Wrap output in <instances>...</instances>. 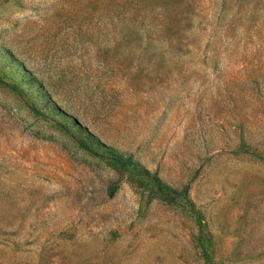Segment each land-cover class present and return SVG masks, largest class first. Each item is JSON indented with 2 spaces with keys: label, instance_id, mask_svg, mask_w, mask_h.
I'll return each mask as SVG.
<instances>
[{
  "label": "rangeland",
  "instance_id": "obj_1",
  "mask_svg": "<svg viewBox=\"0 0 264 264\" xmlns=\"http://www.w3.org/2000/svg\"><path fill=\"white\" fill-rule=\"evenodd\" d=\"M0 264H264V0H0Z\"/></svg>",
  "mask_w": 264,
  "mask_h": 264
},
{
  "label": "trees",
  "instance_id": "obj_2",
  "mask_svg": "<svg viewBox=\"0 0 264 264\" xmlns=\"http://www.w3.org/2000/svg\"><path fill=\"white\" fill-rule=\"evenodd\" d=\"M117 159H122V158H120V157H117ZM118 162H125L126 160H117Z\"/></svg>",
  "mask_w": 264,
  "mask_h": 264
}]
</instances>
